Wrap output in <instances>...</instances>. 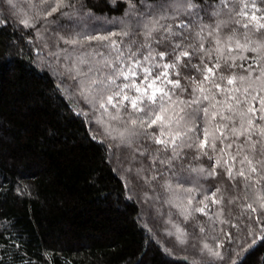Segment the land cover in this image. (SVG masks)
Segmentation results:
<instances>
[{
    "label": "trees",
    "instance_id": "16d2710c",
    "mask_svg": "<svg viewBox=\"0 0 264 264\" xmlns=\"http://www.w3.org/2000/svg\"><path fill=\"white\" fill-rule=\"evenodd\" d=\"M32 1L11 0L10 4L0 0V264H264V239L259 238L264 221L256 224L257 216L264 217V209L255 192L245 198L217 168L218 175L208 178L194 179L195 172H184L188 182L177 185L173 181L175 195H164L171 203L156 199L159 185L153 191L143 175H135L138 161L143 159L150 168L151 158L138 156L133 163L130 150L119 147V139H112L95 122L100 113L83 105L75 90H71L72 99L68 98L64 85L71 81L54 71L58 62L50 55L57 51L56 39L71 35L72 24L62 13L73 11L67 7L72 5L81 13L91 12L93 21L109 31H119L118 25L108 22L127 19L125 13L131 11L127 0ZM44 1L57 11L43 16L48 12ZM134 2L139 5V0ZM194 3L205 8L218 6L208 8L204 22L213 28L217 23L225 25L219 30L225 53L232 46L239 55L235 40L243 43L245 23L250 38L264 42V30L256 32L252 20L255 12L264 23V0ZM242 9L247 16L241 15ZM212 11L219 15L212 16ZM192 35L195 37V32ZM229 36L234 37L231 42ZM191 42L200 43L196 39ZM203 43L206 49L216 48L215 36L205 33ZM59 47H65L62 40ZM201 58L209 67L221 64L214 71L223 86L231 87L227 77L242 72L238 67L228 68L215 51L210 57L198 52L192 64L198 65L200 72L191 65L180 68L181 84L189 92L193 77L197 81L204 78ZM174 59L165 58L166 62ZM240 63L237 59L236 64ZM221 75L225 77L222 81ZM149 131L159 134L155 127ZM195 142L199 144V140ZM157 147L151 144L152 149ZM183 151L186 158L181 162L186 169L211 171L219 155L214 154L210 161L206 156L197 159L196 149ZM217 188L227 189L222 202L208 200L204 213L196 211L204 207L205 194ZM253 201L257 213L247 208ZM249 222L254 235L244 227ZM237 223L242 231L232 226ZM178 236L184 243L178 242ZM216 252L222 258L215 256Z\"/></svg>",
    "mask_w": 264,
    "mask_h": 264
},
{
    "label": "snow or ice",
    "instance_id": "6c2138e0",
    "mask_svg": "<svg viewBox=\"0 0 264 264\" xmlns=\"http://www.w3.org/2000/svg\"><path fill=\"white\" fill-rule=\"evenodd\" d=\"M8 2L11 4V0ZM127 2L131 8L125 13L127 19L108 22L113 27L118 25L119 31H109L95 22L90 24L93 14L76 11L72 5L67 7L73 11L62 13L72 24L71 35L56 39L57 51L50 55L58 62L53 66L54 71L71 81L64 85L68 98L72 99L71 90H75L83 105L100 113L98 123L103 125V117H107L114 126L106 127L105 131L112 139H119V147L130 150L133 163L137 162L138 156L151 158L150 168L144 165L143 159L138 161L140 167L135 175H143L153 191L159 185L161 192L156 199L171 203V200L164 199V195H175L173 181L177 185L188 182L184 172H195L194 179L208 178L218 175L216 169L220 168L233 181V188L243 191L245 198L255 192L257 200L261 201V209H264V56L261 55L264 42L252 40L247 31L249 24L245 23L243 43L235 40L239 55L232 46H228L225 53L219 36V30L225 25L217 23L213 28L204 22L208 8L215 9L217 5L205 8L194 0H156L154 3L139 0V5L134 0ZM220 4H225V0H220ZM55 11L57 8L52 9ZM211 15L218 16L219 12L212 11ZM241 15L247 16L248 13L242 9ZM252 20L256 21V32L264 30V23L259 22L255 12ZM24 23L30 26L27 21ZM205 33L209 37L215 36V49L205 48ZM117 36L119 40L114 39ZM139 36L143 37L142 41ZM193 39L200 43L191 42ZM233 39V36L228 37L229 42ZM61 40L64 48L59 47ZM159 47L165 50L158 51ZM213 51L223 58L228 68H240L241 74L233 72L227 77V84L231 87L223 86L216 81L214 71L221 64L217 62L209 67L201 58L206 70L204 78L197 81L193 77L189 92L181 84L180 68L191 65L200 72L201 68L192 64V57L198 52L210 57ZM249 52L255 55H244ZM170 56L175 59L166 62L165 58ZM184 58H188L186 63H182ZM237 59L241 61L239 65ZM224 79L221 75L220 80ZM61 84H64L63 80ZM169 112L171 117L167 115ZM78 114L87 115V112L78 111ZM154 127L159 129L158 135L149 131ZM201 131L203 139H200ZM151 144L159 147L152 149ZM185 148L196 149L199 153L197 159L206 156L211 161L214 154L219 155L211 171L203 167L186 169L181 162L186 158ZM202 191L207 193V190ZM226 192L227 189L217 188L210 195L205 194L204 201H201L204 207L195 210L204 213L208 208L206 201L219 204ZM255 203L247 204L251 213L258 211ZM261 221L264 217L257 216L256 224ZM232 226L242 231L239 223ZM244 227L249 229V235H254L250 222ZM260 231L259 238L264 239V225ZM177 239L184 243L180 236ZM228 239L232 241L231 236ZM214 255L222 258L219 252Z\"/></svg>",
    "mask_w": 264,
    "mask_h": 264
},
{
    "label": "rangeland",
    "instance_id": "374dc122",
    "mask_svg": "<svg viewBox=\"0 0 264 264\" xmlns=\"http://www.w3.org/2000/svg\"><path fill=\"white\" fill-rule=\"evenodd\" d=\"M26 1L31 2V3H34L32 0H26ZM35 3H36V2H35ZM39 4H41V3H39ZM42 4H44V5L46 6V8H48V12L44 13L43 16L47 17V16H49V15H47V13H51V14L53 13V12H52V9L55 8V7H50V5L46 3V1H44ZM41 15H42V14H41ZM92 22H94V21H91L90 24H91ZM98 115L101 117L100 114H98ZM100 117H98V118L96 119L95 122H96L98 125H100L103 129H105L106 127H112V126H114L113 124H110V123L108 122L107 117H103V120L105 121V123H104L103 125L100 124V123H98L97 120L100 119ZM121 127H122V126H121ZM175 232H176V229H175Z\"/></svg>",
    "mask_w": 264,
    "mask_h": 264
}]
</instances>
